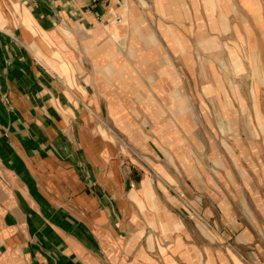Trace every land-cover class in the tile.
<instances>
[{
  "label": "crops",
  "instance_id": "obj_1",
  "mask_svg": "<svg viewBox=\"0 0 264 264\" xmlns=\"http://www.w3.org/2000/svg\"><path fill=\"white\" fill-rule=\"evenodd\" d=\"M242 1L0 0V264H264Z\"/></svg>",
  "mask_w": 264,
  "mask_h": 264
},
{
  "label": "rangeland",
  "instance_id": "obj_2",
  "mask_svg": "<svg viewBox=\"0 0 264 264\" xmlns=\"http://www.w3.org/2000/svg\"><path fill=\"white\" fill-rule=\"evenodd\" d=\"M234 24L232 58L228 56L223 61L234 68L242 66L241 60L244 62L243 66L249 72V78L245 74L250 84V113L254 115L261 111L264 114V106L254 104L255 99L263 97L264 91L252 89V85H264V0H247V5H235ZM259 124L264 128V119Z\"/></svg>",
  "mask_w": 264,
  "mask_h": 264
},
{
  "label": "built area",
  "instance_id": "obj_3",
  "mask_svg": "<svg viewBox=\"0 0 264 264\" xmlns=\"http://www.w3.org/2000/svg\"><path fill=\"white\" fill-rule=\"evenodd\" d=\"M117 19L119 20V18H117ZM133 154H134V155H137L135 151H133Z\"/></svg>",
  "mask_w": 264,
  "mask_h": 264
}]
</instances>
